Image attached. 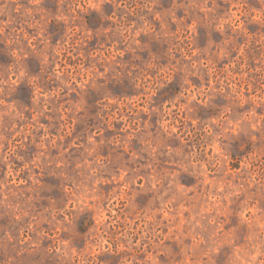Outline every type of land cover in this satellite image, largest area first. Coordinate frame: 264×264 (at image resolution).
Segmentation results:
<instances>
[{
    "label": "rangeland",
    "instance_id": "rangeland-1",
    "mask_svg": "<svg viewBox=\"0 0 264 264\" xmlns=\"http://www.w3.org/2000/svg\"><path fill=\"white\" fill-rule=\"evenodd\" d=\"M0 264H264V0H0Z\"/></svg>",
    "mask_w": 264,
    "mask_h": 264
}]
</instances>
